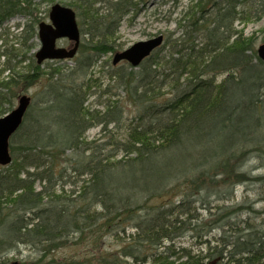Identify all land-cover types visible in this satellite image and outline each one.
Segmentation results:
<instances>
[{
	"label": "trees",
	"instance_id": "1",
	"mask_svg": "<svg viewBox=\"0 0 264 264\" xmlns=\"http://www.w3.org/2000/svg\"><path fill=\"white\" fill-rule=\"evenodd\" d=\"M32 1L0 0V21L27 16ZM62 1L61 5L81 10L78 17L85 20L82 17L85 15L89 30L98 31L93 46L87 48L81 44L82 51L90 49L97 55L116 53L113 36L122 18L133 9L134 0ZM246 2L197 0L199 7L188 15L191 18L189 26L195 33L203 30L204 25L206 42L201 47L188 46L186 32L187 38L177 41L187 42V46H178L174 41L170 44L168 58L165 55L161 61L151 55L141 63L148 66L144 65L143 78L129 92L134 94L132 101L138 114L128 127L124 141L115 142L114 148H109L107 153L99 146L86 143L82 136L93 124L108 125L117 119L106 118L109 110L101 118L97 111L89 112L83 106L85 92L82 87L53 86L50 104L35 110L36 114L43 111L53 114L48 124L34 118V110L29 106L21 125L9 140L11 162L6 168L0 166V251L16 243L51 242L67 235L72 241L82 238L86 232L90 235L84 240L86 247L92 249L86 257L87 264H202L203 259L208 264H261L264 233L251 232L231 242L218 241L214 246L202 242L208 246L201 260L193 258L186 248L176 247L175 239L198 227H192L195 207L190 201L174 204L163 199L170 181L173 186L169 189L178 193L186 186L187 179L197 172L196 165L187 164L186 140H205L213 130H225L232 123L238 135L244 129L245 115L252 117L251 109L254 108L247 105L243 115L241 104L233 105L231 98L234 87L244 76L253 84L264 68L256 57L253 38L244 37L242 30L232 28L235 22L257 19L264 14L263 9L255 15L243 10ZM25 28L31 31L29 35L35 33L30 26ZM173 55L178 57L173 58ZM28 67L26 73L12 69L13 73L0 82V87L10 90L24 85L22 88H28L48 74L33 63ZM182 72L188 74L186 85H192L188 92L179 88ZM224 73H228L225 79L216 84L215 77ZM170 82H174L176 98L159 102L156 98L158 88ZM5 96L0 92V102L11 108L12 103ZM54 101L60 104L56 109ZM50 123H56V133ZM226 138L229 141H224V145L228 147L198 164L205 169L206 177L215 171H225L232 177L240 174L229 172L221 161L216 162L220 156H234L231 154L236 148L232 144L233 134H227ZM66 151H73L70 157L65 156ZM120 151L122 157L115 160ZM62 161L77 166L69 168L77 179L73 183H83L76 200H63L61 195H56V185L60 181L57 178L68 170L59 165ZM84 175L88 176L87 180H82ZM36 182L44 185L36 190ZM151 200L155 202L150 203ZM74 201L80 203L75 209ZM52 203L54 206L49 207ZM127 226L134 231L119 250L105 252L100 248L104 236L118 239Z\"/></svg>",
	"mask_w": 264,
	"mask_h": 264
},
{
	"label": "rangeland",
	"instance_id": "2",
	"mask_svg": "<svg viewBox=\"0 0 264 264\" xmlns=\"http://www.w3.org/2000/svg\"><path fill=\"white\" fill-rule=\"evenodd\" d=\"M61 2L63 1L33 0L30 13L27 16H16L0 21V82L6 81L11 76L12 69L17 72H19L18 70L28 72L30 63L48 73L44 74L39 82L28 88H22L24 85L18 88L11 87L10 90L0 87V92L6 94L5 98H9L12 103L10 108L9 104L0 102V117L15 108L18 97L25 94L29 97L30 107L34 110L33 117L48 124L53 119V114L47 111L36 114L35 110L45 108L50 104L53 99L51 93L53 86H80L85 92L83 106L89 112L97 111L101 118L109 110L108 114L105 115L106 118L117 119V122L114 121L108 125L93 124L82 136L86 143L99 146L100 150L107 153L109 148H114L115 142L124 141L128 127L138 114L132 101V98H135L134 94L129 92L143 78L144 65L148 66V64L143 63L141 66L133 68L126 62H121L113 66L111 61L114 53L112 52L97 55L90 49L82 51L81 44L89 48L93 46L98 39L96 35L98 31L89 30V22L85 15H82L85 18L83 20L77 15L78 11L81 10L74 9L80 29V45L75 57L68 60L44 61L37 65L34 58V53L40 47L37 38V25L40 22L47 23L51 6L61 4ZM133 5V9L120 21L118 31L113 36L116 52L128 49L135 43L162 35L161 46L152 53L156 59L159 58L162 61L163 56L166 55L168 58L170 44L174 41L178 43V46L182 45L181 47L187 46L188 41L190 42L188 46L197 44L200 47L206 42L207 36L205 37L204 25L203 30L195 33L191 32L193 28L189 26L191 18L188 15L199 7L197 0H134ZM98 6L95 7L98 8ZM261 9L264 10V0H247L243 6V10H247L253 15L258 14ZM27 25L31 29L34 28L35 33L29 35L31 31L28 29L25 31ZM200 25L201 23L198 27ZM183 26L185 27L183 28ZM211 27H208V30ZM232 28L236 31L242 30L244 37L253 38L256 54V48L264 41V14L257 19L252 18L242 23L235 22ZM186 32L189 39L184 44L179 43V40L182 41L187 38ZM71 46L72 44L68 40H61L56 43L57 48L69 49ZM172 57L177 58L178 56L173 55ZM12 65L17 66L12 68ZM57 70L60 73H57ZM262 71L260 78L253 84H250L249 77L244 76L241 83L233 89L231 97L233 105L241 104V109L245 112L243 115L246 114L247 105L254 110L258 109V111L251 109L252 117L245 115L244 129L237 135L234 132L236 125L232 123L225 130L219 128L213 130V133L205 140H194L186 143L190 147L187 164L191 165L198 162L196 164L197 172L187 179L186 186L180 189L178 193L169 189L173 186V181H170V185H167L169 187L166 188L167 192L163 194V199L167 198L174 204L186 200L195 207L193 212L195 219H192L195 222L192 227L198 225L197 229L188 230L182 237L174 240L176 247L186 248L193 258L199 257L201 260L206 253L208 244L202 242L207 241L210 246H214L218 241L231 242L234 238L251 232L264 233V68ZM182 73L181 87L179 88L188 92L192 85H186L188 74ZM227 74L216 76L215 83H220ZM233 77H235L234 73ZM160 79L161 77L158 78V80ZM157 92L159 95L156 98L159 102L165 99L171 101L176 98L174 82L158 88ZM56 106H60V104L55 102V109ZM53 113H56V110ZM49 125L52 131L56 133V123ZM227 134H233L232 144H235L236 148L232 150L231 154L234 156L230 154H227V157L220 156L216 162L221 161L229 172L240 174L237 177H232L231 174L227 175L225 171H215L206 177V173H203L205 169L198 164L202 160H206V157L214 156V153L221 148L228 147V144L224 145V141H229V138H226ZM72 152L66 151L65 156L70 157ZM100 154L103 155V153ZM121 157L122 152L120 151L115 156V160ZM59 165L68 170L63 176L57 178L60 181L56 185V195H61L60 198H64L63 200H68V198L76 200L83 183H73L77 179L69 168L77 166L73 162L70 164L64 161L60 162ZM82 178V180H87L88 176L84 175ZM43 185L44 183L36 182V190H39ZM75 202L76 205L73 206V209L77 208L78 204L80 205V203ZM153 202L155 201H150V203ZM52 206L54 203L49 205V207ZM133 231L127 226L118 239L104 236L100 248L105 252L119 250L122 244L127 241L125 240L126 237ZM88 237H90L89 233L85 232L82 238H77L81 239L78 241H76L77 239L70 241L72 238L67 235L51 242L16 243L13 247L0 251V264H59L60 262H64V264H68V262L70 264H87L86 257L92 251L91 248L86 247L88 245L84 241ZM166 244L170 243L167 242ZM201 263L208 264V261L203 259ZM261 264H264V259L261 260Z\"/></svg>",
	"mask_w": 264,
	"mask_h": 264
},
{
	"label": "water",
	"instance_id": "3",
	"mask_svg": "<svg viewBox=\"0 0 264 264\" xmlns=\"http://www.w3.org/2000/svg\"><path fill=\"white\" fill-rule=\"evenodd\" d=\"M48 21L49 23L41 22L37 26L40 47L34 55L36 63L73 58L80 42L75 12L69 7L55 4L50 8ZM62 39L68 40L72 46L69 49L57 48L56 42ZM162 42L163 36L159 35L147 41L135 43L128 49L115 53L112 57V64L116 65L125 61L135 68ZM256 55L264 63V42L256 48ZM29 104L30 99L27 95L19 96L16 107L0 118V166H5L11 161L8 149L9 139L21 125Z\"/></svg>",
	"mask_w": 264,
	"mask_h": 264
},
{
	"label": "bare ground",
	"instance_id": "4",
	"mask_svg": "<svg viewBox=\"0 0 264 264\" xmlns=\"http://www.w3.org/2000/svg\"><path fill=\"white\" fill-rule=\"evenodd\" d=\"M209 74H210V73H209ZM188 142H189V139L186 140V143H188ZM187 147H188V149H187V150H188V153H190V151H189V150H190V147H189V146H187ZM197 163H198V162H197ZM197 163H195L194 165H196ZM194 211H195V208H194ZM194 211H193V212H194Z\"/></svg>",
	"mask_w": 264,
	"mask_h": 264
}]
</instances>
